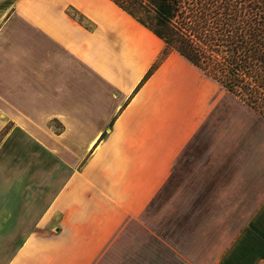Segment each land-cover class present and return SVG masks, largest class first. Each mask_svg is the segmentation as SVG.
Masks as SVG:
<instances>
[{
    "label": "crops",
    "instance_id": "obj_1",
    "mask_svg": "<svg viewBox=\"0 0 264 264\" xmlns=\"http://www.w3.org/2000/svg\"><path fill=\"white\" fill-rule=\"evenodd\" d=\"M114 6L106 0H0V264H24V202L21 190L8 191L5 166L21 164V150L39 148H66L67 163L101 138L102 120L96 129L81 120L105 113L87 109L88 77L96 82L94 92L100 98L103 81H109L123 101L144 79V43L132 28L120 26ZM70 9L92 28L72 18ZM121 45L137 46L130 76ZM166 69L159 67L155 75ZM188 69L170 82L171 93L196 89L188 82L193 75ZM148 87L149 81L143 83L123 110H131ZM239 116L223 115L241 123ZM55 120L65 126L60 133L51 125ZM240 123L237 147L221 156L210 150V132L186 128L175 142L162 139L157 156H145L142 162L144 197L210 196V264H264V149L246 156L239 144L241 136L256 140L264 130ZM168 135L173 137L162 136ZM70 180L46 208L83 207L70 203L80 196L71 192ZM148 204L144 199L143 208H150Z\"/></svg>",
    "mask_w": 264,
    "mask_h": 264
},
{
    "label": "rangeland",
    "instance_id": "obj_2",
    "mask_svg": "<svg viewBox=\"0 0 264 264\" xmlns=\"http://www.w3.org/2000/svg\"><path fill=\"white\" fill-rule=\"evenodd\" d=\"M114 5L123 23L120 26L132 28L144 43L148 56L144 60L147 66L144 79L123 101L109 81H103L100 98L94 92L96 82L87 78L90 98L86 102L87 109H101L105 113L81 118L88 128L96 129L100 120L103 124L101 138L86 151H78L77 158L66 163V148L55 152L47 148L23 149L19 155L21 164L5 166L8 191L21 190V202H24L21 206L23 262L210 264V196L144 197L143 158L157 156L162 139L175 142L180 139L181 130L202 127L210 132L211 152L221 156L237 145L240 123V120L231 122L223 115H240V124L260 126L263 130L264 119L177 52L166 49L160 38ZM67 12L87 29L92 28L78 12L72 9ZM136 47L124 49L121 45L119 48V53L127 58L129 76L137 62ZM163 66L167 67L165 73L156 76V70ZM188 68L193 71L188 82L192 81L196 89L171 93L175 79ZM146 81L149 87L145 94L130 105L131 110H123ZM51 125L55 133L65 127L57 120ZM165 133L173 137L162 136ZM242 138L239 144L243 146L238 145L242 146V155L263 153L264 133L256 140L250 135ZM252 147H257L256 154L249 151ZM69 176L71 192L80 195L69 199L70 203L83 207L46 208L68 184ZM144 199L150 208H143ZM190 202L196 208H190Z\"/></svg>",
    "mask_w": 264,
    "mask_h": 264
},
{
    "label": "trees",
    "instance_id": "obj_3",
    "mask_svg": "<svg viewBox=\"0 0 264 264\" xmlns=\"http://www.w3.org/2000/svg\"><path fill=\"white\" fill-rule=\"evenodd\" d=\"M264 119V0H111Z\"/></svg>",
    "mask_w": 264,
    "mask_h": 264
}]
</instances>
